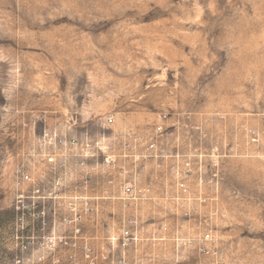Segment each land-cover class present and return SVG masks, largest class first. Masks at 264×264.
Here are the masks:
<instances>
[{"label":"rangeland","instance_id":"rangeland-1","mask_svg":"<svg viewBox=\"0 0 264 264\" xmlns=\"http://www.w3.org/2000/svg\"><path fill=\"white\" fill-rule=\"evenodd\" d=\"M82 117L174 134L211 192L158 226L165 264H264V0H0V264H127L57 203Z\"/></svg>","mask_w":264,"mask_h":264},{"label":"crops","instance_id":"crops-1","mask_svg":"<svg viewBox=\"0 0 264 264\" xmlns=\"http://www.w3.org/2000/svg\"><path fill=\"white\" fill-rule=\"evenodd\" d=\"M82 119L78 124L69 123L66 133L80 142L87 138L95 143L96 150L79 158L83 162L78 167L72 164L73 159L66 160L68 172L64 171L62 185L56 190L60 197L57 203L62 208L74 207L80 212L85 206L90 208L88 214L81 215L78 246H88L106 256L112 247L127 264H149L150 260L165 264L166 244L158 226L172 224L179 209L197 206L204 194L211 192L205 185L196 184L194 175L183 181L188 195L179 189L177 171L183 160L173 156L174 134L157 138L155 148L150 150L148 146L153 142L130 128L114 124L107 131H92ZM60 160L61 156L54 155L52 165ZM125 185L147 190L146 196L125 197ZM52 188L56 189L54 185ZM65 215L72 217L68 211L62 216ZM124 228L134 239L121 238ZM75 253L80 264H84L80 250Z\"/></svg>","mask_w":264,"mask_h":264},{"label":"built area","instance_id":"built-area-1","mask_svg":"<svg viewBox=\"0 0 264 264\" xmlns=\"http://www.w3.org/2000/svg\"><path fill=\"white\" fill-rule=\"evenodd\" d=\"M108 123H111V120L109 119L107 121ZM161 127H157L156 131L160 132L161 131ZM149 149H154V145H150ZM105 162H108V160L106 159ZM179 173H181V181H179L178 183V187L181 190V192L183 194H187V189L184 186V183L182 182V179L187 178L188 175L190 174V164L189 162H184V164L182 165V170L181 171H177V175H179ZM122 192L124 194L125 197L127 198H131V199H140V198H144L146 196L147 190H140L137 188H134L132 185H125L123 186ZM124 235L127 236V233H125ZM116 264H122L121 262H118Z\"/></svg>","mask_w":264,"mask_h":264}]
</instances>
